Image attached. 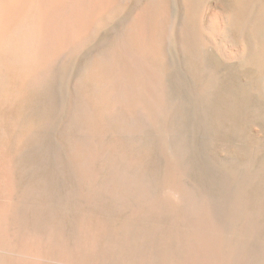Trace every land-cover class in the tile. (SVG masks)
<instances>
[{
  "label": "rangeland",
  "instance_id": "rangeland-1",
  "mask_svg": "<svg viewBox=\"0 0 264 264\" xmlns=\"http://www.w3.org/2000/svg\"><path fill=\"white\" fill-rule=\"evenodd\" d=\"M156 1L111 0L85 34L56 47L45 60L26 52L24 28L8 27L13 49L0 50V264H211L213 254L191 231L189 194L222 195L226 173L239 169L249 151H264V121L242 120L259 105L251 82L254 70L241 67L230 48L224 46L232 58L212 44L203 47L201 66L217 70L216 109L223 113L217 115L222 120L206 121L191 96L190 81L201 66L191 63L173 35V22L185 13L183 2L167 1L171 29L160 56ZM90 5L83 2L82 17ZM232 6L233 0L204 1L205 24L215 23ZM151 7V13L157 11L156 25L142 39L155 46L146 62L162 77L165 106L133 124L105 111L104 88L95 78L97 68L124 51L132 23ZM131 45L136 50L135 42ZM262 173L251 183L255 188L247 185L250 203L262 214L255 235L245 227L249 244L242 264L256 263L264 243Z\"/></svg>",
  "mask_w": 264,
  "mask_h": 264
},
{
  "label": "bare ground",
  "instance_id": "bare-ground-1",
  "mask_svg": "<svg viewBox=\"0 0 264 264\" xmlns=\"http://www.w3.org/2000/svg\"><path fill=\"white\" fill-rule=\"evenodd\" d=\"M84 1H90V6H93L89 8L86 16L82 17L79 9L82 8L81 5ZM167 1L168 0H158L159 4L156 1L157 5H155L158 6L157 8H155L159 10V18L157 17V19H159V24H157L159 29V38L157 36L158 34L155 35V37H157L159 41H157L158 39L156 40L155 38L156 41L153 40V43L156 45L157 43L155 42H159L158 49L160 56L163 55V50L165 48V39L168 32L167 27L170 26L166 24V21L167 23L169 22V8L167 7ZM204 1L207 0H182V5L185 8V13L183 16L179 15L180 17H178V19L173 22V35L178 39L181 47H183L185 50H188V52L190 53V61L193 60L191 61V63L193 62L194 64L201 66L203 47L208 44H212V46L214 45L216 49L221 52V54L223 53L224 56L228 58L229 56L230 58L233 57V55L231 54V50L235 51V58L238 60L239 64H241V67H252V69L254 70V74L251 72L253 74L251 76L253 78L251 82L254 88L253 90H255L254 92L257 93V96L259 98V105L254 108L253 113L248 110L252 114L247 116L244 115L245 118L242 120L246 121L250 118L253 121H264V0H233L232 9L224 13L220 18L218 17L219 19H216L217 21H214L215 23H212V20V22H210L212 24L210 25H208L209 22L208 24H205V19L202 15V7ZM110 2L111 0H0V50H4V48L9 49L11 45L10 40L12 39V37L10 36L11 39L9 40L10 33L8 35V27L11 24H15L17 27L20 26L19 29L24 28V31L26 33L24 34L22 32L24 34L22 36L23 38L18 36L20 35V33L16 35L23 39V42L20 39L19 40L20 42H22L26 52L29 53L30 51V55H32L31 52H33V56L37 54L40 58H44V60L50 59V57H52L50 53L51 51H54L56 47H64L66 44H68V42L72 41L73 39L79 38L82 34H85L86 29H88V27L91 25V22L94 21V16L100 9L106 7ZM151 9L152 7L149 9H145L144 13H142L143 15H139L140 17L136 19L134 25L132 23V30L128 34V38L124 43V51H118V54H115L114 57L109 59V61L105 65H103L102 68L98 69L96 67L97 73L95 79L101 87L103 86L105 92L106 106L105 104L104 106L107 109L105 110L104 108V110L108 111V113H110L112 116H121L123 117L125 122L127 121L133 124L136 123L142 117V115L148 114L151 111L154 112L155 109H158L160 107V105L161 107L165 106V98L161 93L162 77L160 76V74H157V70H154V66L152 67L150 63L146 62L148 55L153 54L152 47L155 46L148 45V43H145V40L142 39V37L144 36L143 33H146L148 30L153 29V26L156 25L154 24L155 20L153 19V13L157 11H152L151 13ZM62 26L65 28L63 31L61 30ZM17 27L15 28L17 29ZM169 29H171V26ZM168 33H170V31ZM16 40L19 41L18 39ZM132 42H135V45H137L136 50H132L130 48L132 46ZM224 46L227 47V49L230 48L231 50L228 52L226 48L224 49ZM178 47L180 48V45ZM20 50L21 49H19V52ZM61 50L59 49L58 52L60 53ZM13 51L14 50H12V54H14ZM22 52H24V49ZM56 54L58 55V53ZM27 57H29V55H27ZM22 59L24 60V58ZM37 60L39 61L41 59ZM36 62L37 61H35V63ZM45 64L48 65L47 60ZM202 66L198 68V70L193 68L197 72L193 71L194 74L192 73L194 76L192 78V81H190L191 96L195 101V107L206 118V121H209L207 119H211L210 117H213V120L215 116L219 117L217 115L223 114L216 109V103L218 100H220L218 94V86L221 85H218L219 77L217 75L218 73L216 72L217 70L214 69L216 71H205ZM207 66L206 68L208 69L209 66ZM34 69L35 68H33V70ZM174 104V108L178 110L180 107L179 103H177L176 101V103ZM171 106L168 107L171 109ZM169 108H167L168 111L170 110ZM174 108L172 109L174 110ZM94 111L95 109L93 110V112ZM116 116L115 119L117 118ZM220 118L221 117H219V119ZM241 118L240 121H242ZM124 120L122 121L124 122ZM215 122L216 120L214 121V123ZM96 124V126L98 127V120L96 121ZM117 124L118 123H116V125ZM96 126L94 128H96ZM134 129L136 131L137 128ZM91 130H93V127ZM260 143H263V140ZM263 152L264 151H261L260 154L259 150L257 152L256 149L249 151L247 159L243 160L245 162L242 166L240 165V168L238 167L239 169H233L226 173L225 179L227 189L222 195L216 196L218 195L216 194L211 198H206L207 196L205 197L204 195V198L201 195L198 196L193 192L189 194L191 198L190 207L193 214L192 221L194 226L192 227L193 229L191 228V231L192 234H194L193 237L198 240L199 244H201L200 246L204 247L203 250L205 249L207 251L208 248L209 251H211V253L213 254L211 258L212 261L210 262L208 260L211 264H242L244 261L243 259L246 251V244L248 243L247 240H249V237H247L249 236V232L247 231L248 229H246L245 231V227L249 228L250 232L255 235L258 231L257 229H259V227L261 226V207L259 208L258 205H254L253 202L250 203V201L253 200V196L249 200V194H246V192H248L247 190H249L247 189V185L257 181V178L262 176L261 173L264 170V160L261 158L263 161L260 160L262 162L259 164L257 155H264ZM126 164H128V161L126 162ZM236 166L238 165L236 164ZM125 169H127L128 171V167H126ZM251 185L249 187H251ZM252 186L253 188H255L254 185ZM256 196L258 195H255L254 198ZM255 199H257V197ZM189 218H191V216ZM239 227L242 229V231L239 230ZM204 257L201 256V258ZM256 260H254L256 261V263L254 262V264H264V243H262L261 245L260 254ZM205 261L207 262V260ZM250 263L251 262H249L248 264Z\"/></svg>",
  "mask_w": 264,
  "mask_h": 264
}]
</instances>
